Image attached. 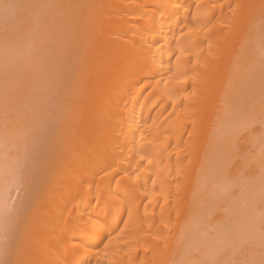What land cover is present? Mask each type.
<instances>
[{"label":"bare ground","instance_id":"6f19581e","mask_svg":"<svg viewBox=\"0 0 264 264\" xmlns=\"http://www.w3.org/2000/svg\"><path fill=\"white\" fill-rule=\"evenodd\" d=\"M0 113V264L264 240V0H0Z\"/></svg>","mask_w":264,"mask_h":264},{"label":"rangeland","instance_id":"374dc122","mask_svg":"<svg viewBox=\"0 0 264 264\" xmlns=\"http://www.w3.org/2000/svg\"><path fill=\"white\" fill-rule=\"evenodd\" d=\"M18 69H19V68H18ZM18 69H17V71H18ZM26 69H27V68H26ZM28 69H29V68H28ZM28 69H27L26 71H29ZM19 70H21V69H19ZM32 70H33V69H32ZM22 71H23V70H21V72H22ZM33 71H34V70H33ZM21 72H20V73H21ZM35 72H36V71H35ZM22 73L26 74L24 71H23ZM29 73H30V72H29ZM31 73H32V72H31ZM16 74L19 76V74H18L17 72H16ZM16 74L13 73L12 76H13V77L15 76L14 78L12 77L13 79H15V78L17 77ZM27 74H28V73H27ZM22 75H23V74H21L20 76L23 77ZM29 75H30V74H29ZM33 76H34V75H33ZM33 76H32V77H33ZM2 77H3V76H2ZM12 78H11V79H12ZM23 78H24V77H23ZM27 78H29V77H27ZM34 78H35V76H34ZM34 78H33V79H34ZM17 79H18V78H17ZM24 79H25V78H24ZM20 80H22V79L20 78ZM20 80H19V81H20ZM11 81H12V80H10V82H11ZM13 81H14V80H13ZM24 81H25V80H24ZM26 81L29 83L28 79H27ZM26 81H25V83H26ZM14 82H15V83H14ZM14 82H12V84H14V85H16V86H18L17 84L20 83V82H18V81H17V82L14 81ZM16 83H17V84H16ZM28 83H27V84H28ZM34 83H35V84H36V83L39 84L36 80H35ZM34 83H33V81H32V85H34L35 88H38V91H39L40 85H39V87H38V85L36 84V86H37V87H36ZM23 84H24V83L21 84L22 88H23ZM19 85H20V84H19ZM28 85H29V84H28ZM28 85H27V86H28ZM21 86H20V87H21ZM28 87H29V86H28ZM13 88H14V87H13ZM16 88H18V87H16ZM11 89H12V88H11ZM20 89H21V88H20ZM23 89H24V88H23ZM15 90L18 91L19 89H15ZM15 90H13V91H15ZM10 91H11V90H10ZM13 91H11V92H13ZM11 92H10V93H11ZM10 93H9V95H11ZM15 94H17V92H15L13 95L18 97V94H17V95H15ZM9 95H8V96H9ZM11 97H13V96H11ZM17 97H16V98H17ZM8 99H9V98H8ZM10 99H11V98H10ZM9 101H10V100H9ZM13 101H14V97H13ZM22 105H24V104H22ZM25 106H26V105H25ZM10 107L13 108L12 105H11ZM7 108H9V106H8ZM11 108H10V109H11ZM22 108H23V107H22ZM19 110H22V109L19 108ZM1 112H3V111H1ZM8 112H9V111H7V113H8ZM17 112H19V111H17V110H16V112L13 111L12 114H14V113L16 114ZM4 113L6 114V110H5ZM4 113H3V114H4ZM10 113H11V112H10ZM0 114H2V113H0ZM1 116H3V115H1ZM13 116L15 117L16 115H13ZM6 117L8 118V114L6 115ZM9 117H11V116H9ZM12 118H13V117H12ZM4 119H5V117H4ZM8 119H9V121H14V120H15V118H13V120L10 119V118H8ZM8 119H7V121H3V119L1 118V122H0V123H6V122H9ZM5 120H6V119H5ZM2 121H3V122H2ZM0 126H1V128H2V125H1V124H0ZM3 126L5 127L4 124H3ZM253 129H256V127H254ZM34 172H36V170H35ZM257 239H258V238H257ZM257 239H256V241H257ZM262 239H264V235L262 236ZM252 240H253V239H252ZM250 241H251V240H250ZM250 241H248V243H247V241H246L247 246H244L246 243H245L244 245H242V246H244L242 250H245V251H246V252L243 251L245 254H244V253H243L242 255L239 254V253L242 252V250H240V248H239V250H240L239 253H238L237 250H235V251H237V253H236V252H235V253H232V252H231V254H232V256L234 255L235 257H237V254H239L238 257H240V258L237 257V258H235V259H237V260H235L234 257H231V254H230L229 258H230V259H234V260L236 261V263H237V262H239L238 259H240V261H241V259L243 260V258H245L244 256H246L247 259H248V260L246 259V262H247V263L245 262V260H243V261H242L243 264H256V263L259 264L258 262H260L261 264H264V260H263V259H264V254H263L264 252H262V251H264V247L262 246L263 243H261L262 245H260V242H263L264 240H261V239H260L259 242L257 241L258 243H255V240H253V242L255 243L254 245H256L255 248L252 247V245H251V246L248 245L249 243H251ZM253 242H252V243H253ZM257 244L260 245V246L262 247L263 250L261 249V247L257 246ZM254 245H253V246H254ZM242 246H241V248H242ZM252 248H253V250H255L256 252L253 251ZM233 249H234V247L232 248V250H233ZM257 249H258V250H259V249L262 250V251H261L262 253H260V251L258 252ZM247 250H248V251H247ZM251 250L253 251V254H256V255H257V252H258V257H257V256H254L253 254H252V255L249 254V253L251 252ZM230 251H231V249H230ZM230 251H229V252H230ZM247 253H248V254H247ZM259 253H260V254H259ZM235 254H236V255H235ZM261 254H263V256L260 257ZM259 259H260L261 261H260ZM262 260H263V261H262ZM229 261H230V260H229ZM231 261H232V260H231ZM235 261H232V262H235ZM242 262H241V263H237V264H242ZM250 262H252V263H250ZM229 263H231V262H229ZM232 264H233V263H232Z\"/></svg>","mask_w":264,"mask_h":264}]
</instances>
